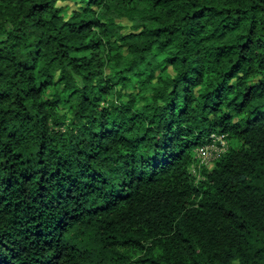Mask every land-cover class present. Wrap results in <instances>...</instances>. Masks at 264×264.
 I'll list each match as a JSON object with an SVG mask.
<instances>
[{"label":"trees","instance_id":"obj_1","mask_svg":"<svg viewBox=\"0 0 264 264\" xmlns=\"http://www.w3.org/2000/svg\"><path fill=\"white\" fill-rule=\"evenodd\" d=\"M59 1L0 0V264H264V0Z\"/></svg>","mask_w":264,"mask_h":264},{"label":"rangeland","instance_id":"obj_2","mask_svg":"<svg viewBox=\"0 0 264 264\" xmlns=\"http://www.w3.org/2000/svg\"><path fill=\"white\" fill-rule=\"evenodd\" d=\"M59 5L63 6V10L65 13H71V11L75 8H77L79 5H81L82 3L79 1V0H60ZM122 23L124 25H126L125 27V31H130L131 30V27H130V22L126 19H122ZM170 70H172V68L170 67ZM217 140V141H216ZM215 140V145L214 147L210 148L209 150V153L211 155V158H214V162L218 159V157L224 153L231 145H232V142L230 140H228L226 137L225 139L223 138V143H221L220 140H218V138ZM224 145V149L221 148V146ZM195 156H196V161L194 162V166L197 168V173L198 176H199V172H200V169L204 168L205 166L207 168H209L208 166H210V163L208 165H205L206 163L202 164L201 167L199 168L198 167V164H199V157L197 155V153L195 152ZM214 156H217V157H214Z\"/></svg>","mask_w":264,"mask_h":264},{"label":"built area","instance_id":"obj_3","mask_svg":"<svg viewBox=\"0 0 264 264\" xmlns=\"http://www.w3.org/2000/svg\"><path fill=\"white\" fill-rule=\"evenodd\" d=\"M226 135L224 133H213L210 140L196 148V153L198 155L199 164L198 167L200 168L202 164L206 163L205 165H208L210 163L209 168H211L214 165V158H211V155L209 153L210 148L214 147L215 140L218 138V140L223 143V138L225 139ZM217 141V140H216ZM222 149H224V145L221 146ZM222 155V154H221ZM220 155V156H221ZM219 156V157H220ZM217 157V156H214ZM218 157V158H219ZM193 172L197 173V168L193 166Z\"/></svg>","mask_w":264,"mask_h":264}]
</instances>
